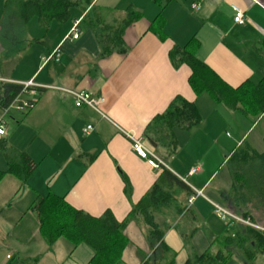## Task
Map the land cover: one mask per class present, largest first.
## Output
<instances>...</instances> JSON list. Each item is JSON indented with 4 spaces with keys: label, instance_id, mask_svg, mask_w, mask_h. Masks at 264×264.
Segmentation results:
<instances>
[{
    "label": "crops",
    "instance_id": "0c3cea01",
    "mask_svg": "<svg viewBox=\"0 0 264 264\" xmlns=\"http://www.w3.org/2000/svg\"><path fill=\"white\" fill-rule=\"evenodd\" d=\"M5 3L6 0L1 8L0 24ZM194 3L199 5L198 13L191 9ZM92 6L103 10V19L109 25L121 21L128 8L142 15L123 34L124 55L113 53L101 58L93 31L81 21ZM233 6L243 11L244 25L233 23ZM86 12L73 9L70 21L51 22L47 31L32 18L25 28L29 40L25 36L22 42L12 44L9 51L13 54L0 45V84L31 81L39 86L35 95H25L26 100H35L33 109L16 115L8 113L9 118L17 129L24 128L30 134L39 132L46 140L34 151H31L32 144L28 148L23 146V150L10 148L24 151L38 165L27 183L20 184L14 194L23 192L28 200L27 212L8 224L0 223V264H90L93 253L84 244L73 246L59 239L48 246L39 232L36 215L29 207L36 198L52 194L64 197L73 208L92 217L110 212L116 221H123L160 173L132 152L124 133L146 140L147 125L164 113L176 97L194 102L202 119L178 151L189 148L190 142L194 150L197 143L207 140L204 153L209 152L212 157L198 166H195L197 160H188L185 164L171 160L167 165L165 160L171 157L165 149L156 143V151L153 149L173 175L184 179L193 191L202 193L191 205L187 204L188 213L170 225L164 234L163 242L174 252L175 264H184L205 253L219 236L206 224L204 215L206 206L216 205L224 186L219 183L211 192L208 188L224 164L221 153L225 156L232 153L254 125L237 112L224 111L235 123L238 119L233 114L250 123L248 126L244 123L239 141L234 140V147L225 153L221 143L223 119L216 109H221L222 105L214 103L207 94L196 97L188 85L189 68L182 65L174 69L169 52L194 39L196 59L227 85L235 88L246 80L258 82L264 76V0H172L162 9L152 0H93ZM158 14L163 19L164 40L148 30ZM75 22H78L79 36L73 40L70 30ZM33 40L42 44L30 42ZM57 49L58 61L45 63ZM63 90L87 92L92 97H102L104 102L98 111L86 106L75 107L74 99L68 100V93ZM203 108L212 111L211 114L206 116ZM1 113L0 120L7 132L9 120L4 121L5 114ZM87 126L92 129L85 135L83 131ZM202 133L207 134L201 136ZM4 137L5 134L0 136V141ZM29 137L24 145L33 138ZM52 156L60 161L57 168L49 162ZM194 168L199 172L189 176L188 172ZM121 175L129 181V198L124 193ZM206 192L209 197H205ZM165 225L168 224L165 222ZM193 229H196L194 234L188 238ZM124 236L128 245L118 264H143L153 252L145 238L143 224L130 222Z\"/></svg>",
    "mask_w": 264,
    "mask_h": 264
},
{
    "label": "trees",
    "instance_id": "16d2710c",
    "mask_svg": "<svg viewBox=\"0 0 264 264\" xmlns=\"http://www.w3.org/2000/svg\"><path fill=\"white\" fill-rule=\"evenodd\" d=\"M171 1L152 0L160 9ZM92 2L93 0H6L0 24V45L10 52V46L25 37L27 22L32 18H36L44 31H47L51 22L64 24L71 20V10L86 12ZM141 17L139 12L128 8L121 21L109 25L103 19V10L92 6L81 21L93 31L101 50V58H106L113 53H126L123 34ZM148 30L160 40L165 39L161 14L150 23ZM36 43L42 44L41 41ZM195 48L196 44L192 39L185 46H175L169 52V61L174 69L182 65L189 68L188 85L193 94L196 97L207 94L214 103L237 112L252 125L264 121V76L258 82L246 80L238 87H231L196 59ZM21 93V85L1 83L0 112L7 109ZM201 122L195 103L176 97L164 113L150 121L144 137L162 146L167 156L172 157ZM8 150V154L5 153L6 168L0 170V183L5 176L11 175L24 185L38 163L24 152ZM224 163L228 165L231 187L226 192L221 190L219 196L226 210L235 217L264 229V222L259 223L247 215V207L250 205L264 213V150L256 152L245 139L232 153L226 155ZM154 170L160 171L155 182L121 222L116 221L110 212L101 217H92L73 208L64 197L52 194L36 198L29 210L35 213L39 232L48 246L59 239H64L73 246L84 244L93 253L90 264H118L121 261L122 253L128 245L124 230L132 221L143 224L145 238L153 251L143 264H175L174 252L163 242L165 231L188 213V200L198 196L196 191L185 184L184 179H179L166 167ZM121 178L124 193L129 198V181L124 175ZM165 222L168 225L164 227ZM260 229L229 219L212 246L184 264H227L231 257H238L243 264H255L264 255V232ZM195 230L191 231L188 238Z\"/></svg>",
    "mask_w": 264,
    "mask_h": 264
},
{
    "label": "rangeland",
    "instance_id": "374dc122",
    "mask_svg": "<svg viewBox=\"0 0 264 264\" xmlns=\"http://www.w3.org/2000/svg\"><path fill=\"white\" fill-rule=\"evenodd\" d=\"M3 2H4V0H0V15H1V8H2ZM30 29L34 34L33 36H35L33 26H31ZM6 31H7V28H6L5 32ZM25 36H27V33ZM28 38L29 37L27 36V40H29ZM22 40L23 39L17 40V42H22ZM30 42L36 44L37 40H33ZM12 43L13 42H9V44H12ZM21 97L23 99L26 98L25 95H23ZM36 98H38V97H36ZM66 98L68 100H73V98L68 94L66 95ZM221 107H222L221 109H223V111L219 108H216L218 111L217 115H219V117H222V119H223L222 120L223 121L222 132H221L223 139H222L221 143L223 144L224 152L228 153L231 150V148L234 147V140L237 142L239 141L240 136L242 134V130H244V128H243L244 123L247 126L250 125V123L246 122L245 119H243L241 116H238L237 114H233V115H235L236 119H238L235 123L234 118H228L224 114V111H227V109L224 108L223 106H221ZM212 109H213V107H211V110ZM203 111L205 112L204 114L206 116H209L212 112L210 110L205 111V108H203ZM9 113L16 115L17 112L12 110ZM225 113H227V112H225ZM1 114L2 113L0 112V115ZM28 114L25 117H27ZM9 117L10 116L8 114L4 116V121L9 120V122H8L9 126L7 128V132L5 129V137L2 138L0 141V169H2V170L4 168H6V160H5L6 154H8V151H9L8 149H10L12 146H14L15 149L19 148V149L23 150L22 148H25L23 146H26V148H28L32 144L31 145V151H34L35 148L40 147V145H43L44 142L46 143V140L43 139L44 137L43 138L41 137L39 132L30 134L29 132H26V130L24 128L17 129L16 124L12 120H10ZM204 119L205 118H203V120ZM193 131H195V130L193 129ZM207 132H209V129L207 130ZM206 134L202 133L201 136H205ZM30 135L33 136V138L28 143V145H24L23 142H26V140L30 139V137H29ZM263 137H264V121L259 122L257 125H254L248 131L245 139H247L246 140L247 143H249L256 152L261 153L264 150ZM48 141L49 140H47V142ZM207 143H208L207 140L205 141V143H202V142L197 143L198 145L194 148V150H192L190 147L192 146L193 142H190L189 148H185V150H182V151L179 150L171 158L166 159L165 163L168 162L167 165H169V162L171 160H175L176 163L185 164L188 160H191V161L197 160L198 162L195 163L196 164L195 166H198L199 164L201 165L200 162H202L204 164L206 161H210L212 158L209 152L204 153V149L205 150L207 149V146L205 145ZM40 151L41 150L39 149L38 152H40ZM22 152H24V151H22ZM225 158H226V156L224 155V153H221V161L222 162L225 160ZM49 162H50V164L54 165L55 168H57L59 166V163H60L59 159H57L55 156L50 157ZM225 163H226V161H225ZM225 163L222 165L221 172H220V174H218L215 182L210 186V188H208V192L216 190L218 188V185H220V184H223L222 186H224V188H223L224 192H226L230 189L231 179H230V175L228 172V165H225ZM19 185H20L19 181L11 175H7L2 179V181L0 183V223L5 222V224H8L9 221H12V219H16V217L19 214H22V212H25V213L27 212V209H28L27 207L29 205H28V200H26L25 196L22 194L23 192L19 191L18 192L19 194L17 196L14 195L16 190L19 188ZM204 195H205V197L210 196L207 192L204 193ZM217 196H218V194H217ZM216 205L218 207L226 210L225 205L219 199V196H218V199H216ZM253 207H254L253 205H250L249 207H247V211H248L247 215L249 216V218L250 217L254 218V220H256L259 223L264 222V213H262L259 210H255V208H253ZM31 213H33V212H31ZM33 215L35 216V213H33ZM204 220L209 227H211L213 230L218 232V234H221L225 225L228 223L229 218L227 217V218H225V221H223L218 216V214L215 212L214 207L206 206L205 207ZM11 225H13V224H11ZM227 264H243V262L238 257H231V259L228 261ZM255 264H264V255L260 258V260L258 259L257 263H255Z\"/></svg>",
    "mask_w": 264,
    "mask_h": 264
},
{
    "label": "built area",
    "instance_id": "2783aa9c",
    "mask_svg": "<svg viewBox=\"0 0 264 264\" xmlns=\"http://www.w3.org/2000/svg\"><path fill=\"white\" fill-rule=\"evenodd\" d=\"M191 9L194 11V13L199 12V5L197 3H194L191 5ZM232 10L234 12L233 15V23L238 26H242L245 23V16L242 10L239 8L233 6ZM70 34L72 36L73 40L78 39L79 36V30H78V22H75L70 30ZM58 49L55 50L52 54H50L44 62L47 63L48 61H51L54 59L55 62L58 61ZM0 82H2L0 80ZM19 85L22 86V93L14 99V101L5 109L3 112L5 115H7L10 111L14 110L17 113H26L33 109L35 100L31 99H23L21 96L23 95H35V89L39 88V86L33 84L31 81L27 83H20ZM42 88V87H41ZM65 93H68L71 95L74 99V105L75 107H81V106H86L94 111H98L99 106L104 102V99L100 96L98 97H92L89 93L83 92V91H68V90H63ZM5 128L6 126L0 120V136H3L5 134ZM92 129L91 126H87L83 133L86 135L88 132ZM125 137L128 139L130 142V148L133 153H135L140 159L144 160L149 167H152L153 169H159L160 167H166L164 163L161 161V159L155 154L153 148L148 144L147 140L143 139H137L134 136L124 133ZM146 142V143H145ZM147 144V145H146ZM199 172L198 168L191 169L188 172V175L191 176L193 174H196ZM196 196H202V193L200 191H196ZM194 197H191L188 202L189 205H191L194 201ZM215 212L218 214V216L225 221V218L233 219L239 223H242L244 225L260 229L247 221H244L240 218L235 217L232 215L230 212H228L225 209H222L218 207L217 205H214ZM264 232V229H260ZM9 259V257H7Z\"/></svg>",
    "mask_w": 264,
    "mask_h": 264
},
{
    "label": "water",
    "instance_id": "95a60500",
    "mask_svg": "<svg viewBox=\"0 0 264 264\" xmlns=\"http://www.w3.org/2000/svg\"><path fill=\"white\" fill-rule=\"evenodd\" d=\"M147 140V142H148V144L153 148V149H155L156 148V144L155 143H153L151 140H149V139H146Z\"/></svg>",
    "mask_w": 264,
    "mask_h": 264
}]
</instances>
